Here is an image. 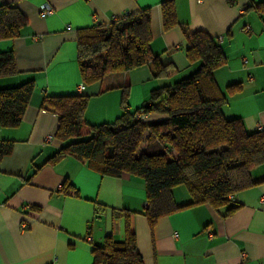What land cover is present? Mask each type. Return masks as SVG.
<instances>
[{
    "label": "crops",
    "instance_id": "crops-1",
    "mask_svg": "<svg viewBox=\"0 0 264 264\" xmlns=\"http://www.w3.org/2000/svg\"><path fill=\"white\" fill-rule=\"evenodd\" d=\"M161 1L0 0L26 18L17 37L0 40V51L14 50L18 69L0 77V88L29 79L35 84L20 124L0 126V140L13 142L12 151L0 158V264H91L94 244L106 235L121 237L123 221L112 217L113 208L134 212L137 248L145 264H264V163L249 172L255 183L231 196L229 206L238 204L231 213L226 206L195 204L150 227L143 214L141 177L101 176L72 156L45 162L62 144L53 136L56 114L42 108L45 96L82 92L88 96L86 124L113 122L123 109V86L128 87L126 109L133 111L153 89L195 69L185 56L184 33L196 30L216 38L226 57L213 71L227 99L223 114L240 119L249 131L264 129V0H173L178 24L167 30ZM43 2L53 8L46 17L39 13ZM145 8L150 12V50L168 65L166 76L155 77L143 64L78 91L77 30ZM65 180L71 189H61ZM173 196L180 204L189 201L180 186L173 188ZM94 201L107 208L98 217Z\"/></svg>",
    "mask_w": 264,
    "mask_h": 264
},
{
    "label": "trees",
    "instance_id": "trees-1",
    "mask_svg": "<svg viewBox=\"0 0 264 264\" xmlns=\"http://www.w3.org/2000/svg\"><path fill=\"white\" fill-rule=\"evenodd\" d=\"M160 4L167 30L178 24L173 0ZM25 24L15 5H0V40L14 39ZM184 36L185 56L195 69L153 89L149 99L133 111L126 109L128 87L123 86V109L113 122L86 124L88 96L82 92L45 96L42 101L43 109L56 114L53 136L62 143L45 162L54 164L72 156L101 176L141 177L146 191L143 214L150 227L158 218L195 204L226 206L227 214L231 213L238 207L229 206L231 196L254 184L249 172L264 163V129L249 131L240 119L227 118L222 112L227 99L213 71L226 57L218 40L204 30ZM150 40L149 8L107 24L79 28L76 58L82 82L86 86L143 64L152 68L155 77L166 76L168 65L152 54ZM17 73L14 50L0 51V77ZM34 88L33 79L0 88V126L20 124ZM84 124L85 133L81 131ZM12 148V141L0 140V158ZM181 185L189 201L180 204L173 188ZM71 188L68 180L61 187ZM106 209L94 201L96 217ZM111 212L114 219L123 221L121 237L106 235L94 244L91 264H145L137 248L134 212L124 208Z\"/></svg>",
    "mask_w": 264,
    "mask_h": 264
},
{
    "label": "built area",
    "instance_id": "built-area-1",
    "mask_svg": "<svg viewBox=\"0 0 264 264\" xmlns=\"http://www.w3.org/2000/svg\"><path fill=\"white\" fill-rule=\"evenodd\" d=\"M200 1V0H199ZM228 2H230V3H236L237 1L236 0H227ZM239 10H242V8H240ZM39 13H40V15H42V16H49V15H51L52 13H53V8H52V6L50 5V3H48V2H43L42 4H41V6H40V10H39ZM125 16V15H124ZM69 27V26H68ZM244 29L245 30H248L249 29V26L248 25H246L245 27H244ZM85 88V84L83 83V82H80L78 85H77V90L78 91H82L83 89ZM48 138H51V136L50 137H48ZM26 226H27V224H26V222L25 221H23L22 223H21V225H20V228L22 229V230H24L25 228H26ZM210 236H211V234H209ZM88 239H90L89 237H88Z\"/></svg>",
    "mask_w": 264,
    "mask_h": 264
},
{
    "label": "rangeland",
    "instance_id": "rangeland-1",
    "mask_svg": "<svg viewBox=\"0 0 264 264\" xmlns=\"http://www.w3.org/2000/svg\"><path fill=\"white\" fill-rule=\"evenodd\" d=\"M180 187L184 188L182 185H181ZM118 238H119V237H118Z\"/></svg>",
    "mask_w": 264,
    "mask_h": 264
}]
</instances>
